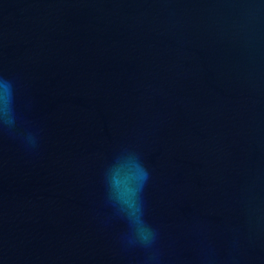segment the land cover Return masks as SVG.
Listing matches in <instances>:
<instances>
[{"label":"water","instance_id":"water-1","mask_svg":"<svg viewBox=\"0 0 264 264\" xmlns=\"http://www.w3.org/2000/svg\"><path fill=\"white\" fill-rule=\"evenodd\" d=\"M250 0H0V73L41 129L0 132V264H142L102 171L121 145L152 176L164 264H264V13ZM238 239L239 244L227 249Z\"/></svg>","mask_w":264,"mask_h":264},{"label":"clouds","instance_id":"clouds-1","mask_svg":"<svg viewBox=\"0 0 264 264\" xmlns=\"http://www.w3.org/2000/svg\"><path fill=\"white\" fill-rule=\"evenodd\" d=\"M241 27L252 25L264 13V0H250L245 6ZM32 101L25 98L21 103L17 78L0 73V132H6L18 141L25 151L39 150L41 129L35 126L26 113ZM152 173L143 154L135 147L121 145L105 162L102 171L104 203L111 209V218L123 224L118 235L124 251H138L142 264H164L166 249L162 242V231L147 214L146 188ZM239 244L238 239L227 249ZM198 255L202 264H223L226 257L211 243L203 245ZM235 260L234 256H231Z\"/></svg>","mask_w":264,"mask_h":264}]
</instances>
